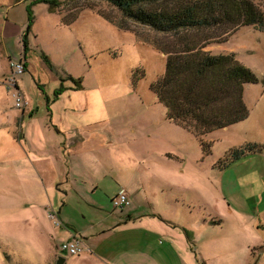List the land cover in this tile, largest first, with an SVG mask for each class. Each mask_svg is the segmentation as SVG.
I'll list each match as a JSON object with an SVG mask.
<instances>
[{
    "label": "rangeland",
    "instance_id": "rangeland-1",
    "mask_svg": "<svg viewBox=\"0 0 264 264\" xmlns=\"http://www.w3.org/2000/svg\"><path fill=\"white\" fill-rule=\"evenodd\" d=\"M59 1L51 9L34 0H0V264H54L57 255H64L59 248L69 235H90L102 219L122 214L113 210L109 199L122 189L131 197V205L123 210L141 216L137 223L144 213L153 212L151 203L161 208L163 195L169 200L172 195L174 203V195L182 189L187 197L195 190L206 197L216 193L219 205H229L255 221L248 224L238 218L240 214L227 219L213 240L216 248H233L226 257L229 261L214 262L209 245L205 264H253L258 255L257 264H264V219L259 215L264 210V28L186 32L188 38L206 43L204 50L212 54L233 53L258 78L243 87L246 118L204 136L205 154L193 134L164 116L162 104L150 90L165 68L166 56L160 48L178 47V35L126 18L105 0ZM252 1L264 12V0ZM9 59L25 61L26 70L16 76L25 101L22 108L15 107L13 89L7 84ZM74 80H81L83 90L75 89ZM95 88L101 92V130L105 125L114 127L120 140L105 144L101 156L93 155L95 160L101 158L97 190L89 182V176L95 177L89 168L80 167L77 176L72 171L66 176L68 154L53 126H76L79 117L68 106L79 100V94L95 95ZM40 131L46 141L40 139ZM147 136L158 139V149L139 157L137 153L147 147L142 138ZM246 144L263 147L237 160L227 159L230 150ZM30 148L34 155L43 148L52 151L47 154L56 161L62 178L55 183L41 181ZM161 182L163 187L176 188L164 189ZM175 207L169 216L186 218L183 221L192 230L198 229L199 211L183 215ZM147 232L143 226L131 225L119 228L115 237L90 235L82 241L89 251L64 255L65 264H101V246L109 251L137 249ZM164 239L155 233L150 236L157 245ZM191 247L194 264H201V250Z\"/></svg>",
    "mask_w": 264,
    "mask_h": 264
},
{
    "label": "trees",
    "instance_id": "trees-1",
    "mask_svg": "<svg viewBox=\"0 0 264 264\" xmlns=\"http://www.w3.org/2000/svg\"><path fill=\"white\" fill-rule=\"evenodd\" d=\"M105 1L126 18L158 32L178 35V47L160 48L166 56L165 68L163 74L150 84V90L166 109V118L193 134L207 154L204 136L246 118L248 111L243 100V87L246 83H257L258 78L253 70L239 63L233 53L212 54L204 50L206 43L188 38L186 32L225 27L224 33H228L240 26L262 30L264 12L252 0ZM34 2L48 4L51 9L60 4L59 0ZM44 57L49 62L47 56ZM74 83L75 89L82 88L81 80H74ZM262 147L246 144L234 148L227 159L237 160ZM223 221L220 217L215 219L217 223ZM185 235L192 241L189 230H185ZM200 263L205 264L203 260Z\"/></svg>",
    "mask_w": 264,
    "mask_h": 264
},
{
    "label": "crops",
    "instance_id": "crops-1",
    "mask_svg": "<svg viewBox=\"0 0 264 264\" xmlns=\"http://www.w3.org/2000/svg\"><path fill=\"white\" fill-rule=\"evenodd\" d=\"M79 90H83V85ZM92 91L95 92V95H91L90 97L89 93L85 96L79 94V100L74 103V105L70 102V106H68L71 107L74 114L79 117H76L78 118L75 122L76 126L66 125L65 127H60L58 124H53V126L57 133L62 135L59 139V145L62 146L64 154H68L70 163L68 164V159H65L66 167H68V172H66L67 170L65 171L66 176L69 171H72L75 176H77L80 167L85 170L89 168L90 171L92 170L95 173L93 179L89 176V182L91 187H94V189L97 190L98 187H101V158L100 160L98 159V157L101 156V148H103L108 142L117 143L120 140L115 134L116 130L114 127L105 125L102 126L103 129L101 130V116L103 115L101 114V92L100 88H95ZM71 109L69 112L70 114H73ZM163 109L164 116L166 117V109L164 106ZM51 119L52 121L54 120V115L52 113ZM22 137L24 138V135ZM39 137L42 141H46L47 139L45 132L43 131L39 132ZM142 140H144L143 142L147 147L142 148L141 152L137 153L139 157H143V154L148 156L158 149V139L152 136H147L142 138ZM131 147L136 151V145L133 141L131 142ZM48 148H43L39 154L36 153L35 155L30 148L28 149V154L31 156V161L35 165L41 181H45L46 179L49 182L55 183L58 179L62 178V175L58 171L56 161L51 159V157L49 158L50 155L47 154V151L51 154L52 151ZM93 155L98 156L96 157L97 160L93 159ZM141 161H143V159ZM166 181L167 183H171L170 180ZM164 185L165 184L161 182L160 186L163 187ZM163 188L173 190L176 186L170 184ZM122 190L127 193L129 205H131L130 192L126 189ZM180 191L181 193L180 195L178 194L179 196L176 194L174 195V203L171 201L173 198L172 195L170 200L169 195L166 197L163 195V204L159 206L161 208L157 209L155 206L156 203H151L153 212L144 213L142 216H145V218L139 220L138 223L137 220L141 216L138 217V215L132 210L124 211L123 209H113L120 210L122 214L111 217L107 216L102 219L101 224L98 225V230L90 233L91 236L97 235L101 236V238L109 236L115 237L119 228L131 225L143 226L148 232L146 233V236L139 239L140 246L138 245L139 248L137 249L126 248L120 251H109L101 246V264H194L193 256H195V254L192 255V244L194 248L197 246V248L201 250L200 256L203 261V256H205L207 252H211L210 250H207L209 245L211 247L213 246L212 249H214L212 254V257H215V259H213L214 262L224 263L229 261L226 257L229 252L231 254L233 248H216L217 244H215L213 237L222 230L221 228H223L224 225L227 224V219H230V217L235 218L234 215L238 216V214H240L241 217L238 218L240 220L245 219L248 224L250 220L251 222H254L255 218L244 217L242 213L235 212L229 205L224 208V205L221 204L223 206L221 207L218 198H215L216 193H214L213 196L206 197L202 192H196L195 190V192H191L190 197H187L186 189ZM116 194H110V202L111 198ZM151 196H154L153 193ZM224 199L227 200V197ZM173 204H176L175 210L178 211V213L183 212V215L192 214L194 209L199 211L201 217L197 220L198 229L192 230L191 226L185 222L187 221L186 218H183L181 219L182 221H180V219L169 216L167 213H170ZM259 215L264 219V210H261ZM215 217H220L224 221L217 223L215 222ZM257 221L259 220L257 219ZM178 223L184 224L182 225ZM185 230H189L191 234L193 233L192 241L187 239ZM196 231L198 232L197 234L195 233ZM153 233L156 235H162L165 238L164 242L158 241L157 245V243H154V240H150V236H152ZM90 235H87V237L86 235L84 236L83 234L81 235L78 232H74L69 235L70 238L67 240L80 237L82 241H84L90 238ZM189 242H191V245H189ZM87 251L89 250H86L85 252Z\"/></svg>",
    "mask_w": 264,
    "mask_h": 264
},
{
    "label": "built area",
    "instance_id": "built-area-1",
    "mask_svg": "<svg viewBox=\"0 0 264 264\" xmlns=\"http://www.w3.org/2000/svg\"><path fill=\"white\" fill-rule=\"evenodd\" d=\"M8 86L13 89V96L15 100V107L22 108L25 104L24 98L22 97L20 90L17 85L16 76L22 74L26 70L25 61L20 60H8ZM111 205L113 209H123V207L129 205L128 195L124 190L119 191L115 196L111 198ZM52 218L55 216L52 215ZM59 250L67 256H77L86 251L83 246L82 239L76 237L70 240L62 242Z\"/></svg>",
    "mask_w": 264,
    "mask_h": 264
},
{
    "label": "water",
    "instance_id": "water-1",
    "mask_svg": "<svg viewBox=\"0 0 264 264\" xmlns=\"http://www.w3.org/2000/svg\"><path fill=\"white\" fill-rule=\"evenodd\" d=\"M259 258H260V255L256 257L253 264H257ZM66 261H67V258L64 255H57L55 258L54 264H65Z\"/></svg>",
    "mask_w": 264,
    "mask_h": 264
}]
</instances>
